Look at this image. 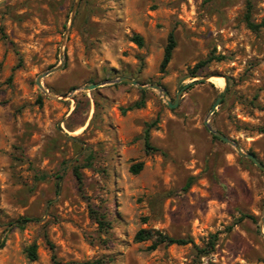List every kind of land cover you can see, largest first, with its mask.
I'll use <instances>...</instances> for the list:
<instances>
[{"label": "rangeland", "instance_id": "374dc122", "mask_svg": "<svg viewBox=\"0 0 264 264\" xmlns=\"http://www.w3.org/2000/svg\"><path fill=\"white\" fill-rule=\"evenodd\" d=\"M75 1L0 2V264H264V172L205 123L264 164V0Z\"/></svg>", "mask_w": 264, "mask_h": 264}, {"label": "trees", "instance_id": "16d2710c", "mask_svg": "<svg viewBox=\"0 0 264 264\" xmlns=\"http://www.w3.org/2000/svg\"><path fill=\"white\" fill-rule=\"evenodd\" d=\"M247 24L249 27L251 28H255L256 26L250 22L249 18L247 17ZM131 40L133 42H135L137 45L142 46L143 45V38L141 35L139 34H134L131 37ZM176 47V39L174 36V33L172 31H170L168 33L167 36V41L166 44L164 46V50H163V55L159 64V69L160 71H164L168 65V63L171 60L174 48ZM206 61H200L198 62L195 66H194V70L192 71V75L197 74V70L199 67L203 66V64H205ZM141 93L143 94L145 92V90H140ZM144 106V99H139L134 101L132 104H130L129 106L126 107V109H133V108H140ZM125 109H123L124 111ZM154 125V122H150L146 124V127L143 131V141H144V150L146 153L150 152V151H157L158 149L156 147H154L153 145H151L150 143V128ZM214 138H217L215 135H213ZM143 167V162L142 161H138V162H134L129 166V171L133 174L138 173ZM75 175L77 177L78 180H80L81 176L80 173L75 170ZM192 179H190L187 184L185 185V189L190 185ZM58 183H57V187H58ZM93 218H95V220L99 223V225L104 226L105 225V221H104V217L99 215L98 213H94ZM244 218H249L250 220H252L253 222H256V218L251 215V214H247V213H242L239 217V219H244ZM22 220L27 221V218H22ZM134 239L136 241H145V240H150L151 244L149 245V249H155L160 245H170V244H177V245H184V244H192L195 246V243L193 241V239L191 237H176V236H171L169 234H166L162 231H159L157 229L154 228H141L139 230L136 231L135 235H134ZM214 246V240L211 239L207 242V244L205 245V247H197V249L200 251L201 254H205L207 252H209L210 250H212ZM27 255L29 258L31 259H35L37 257L36 255V245L33 243L30 246H28L27 248ZM111 260L109 258H105V257H99V258H95V259H91V260H87L85 261L83 264H108Z\"/></svg>", "mask_w": 264, "mask_h": 264}, {"label": "water", "instance_id": "95a60500", "mask_svg": "<svg viewBox=\"0 0 264 264\" xmlns=\"http://www.w3.org/2000/svg\"><path fill=\"white\" fill-rule=\"evenodd\" d=\"M2 1H4V0H0V2H2ZM77 2H78V0L75 1L74 8L76 7ZM73 10H74V9H73ZM73 12H74V11H73ZM73 12H72V14H71L70 21H72V18H73ZM68 28H69V27H68ZM68 28H67V29H68ZM67 31H68V30H67ZM67 31H66V32H67ZM64 38H65V37H64ZM63 60H64L63 54H60V63H59L57 66H55V67H53V68H51V69H49V70H47V71L41 73L40 75H38V77L36 78V83H37V85L39 86V88L43 89V85H42V83H41V78H42L43 76H45V75H47V74H49V73H51V72H53V71L59 69V68L62 66ZM210 76H211V75H210ZM210 76H202L201 78H209ZM119 80H120V81L130 82L131 84L137 85L138 87H143V86H142L141 84H139L136 80L131 79V78H128V77H121V78H119ZM97 85H98L97 83H93V84H90V85L86 86L85 88H90V89H91V88L96 87ZM153 86H154L155 88H157V89H161L163 92H165V90H163L159 85H153ZM182 91H183V87L178 91L177 96L175 97V99H174L173 102H171V101H167V104H168L170 107H175V106L177 105V103H178V99H179V95L181 94ZM219 100H220V97H218V98L216 99V101L213 103V105H212V107H211V109H210V112H213V110H214L215 107L217 106ZM205 123H206L208 129H209L214 135H216V136H217L218 138H220L221 140H223V141H225V142L231 144V145L235 148V150L237 151V153H238L239 155L244 156V157L248 158L249 160H251V161L253 162L254 165H256L261 171L264 172V164H263L262 161H261L260 159H258L253 153L246 152V151L242 150L241 147H240L235 141L231 140L229 137H227L226 135H224V134H223L222 132H220L219 130L212 128V127L209 125V123L207 122V120L205 121ZM262 221H264V218H262Z\"/></svg>", "mask_w": 264, "mask_h": 264}, {"label": "bare ground", "instance_id": "6f19581e", "mask_svg": "<svg viewBox=\"0 0 264 264\" xmlns=\"http://www.w3.org/2000/svg\"><path fill=\"white\" fill-rule=\"evenodd\" d=\"M210 79H211V81H213L214 83H216L217 85H219L221 87L225 85V81L223 80L222 77L212 76Z\"/></svg>", "mask_w": 264, "mask_h": 264}]
</instances>
